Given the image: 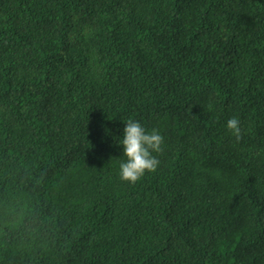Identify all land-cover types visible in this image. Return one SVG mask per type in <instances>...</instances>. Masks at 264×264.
I'll return each mask as SVG.
<instances>
[{"label": "trees", "instance_id": "1", "mask_svg": "<svg viewBox=\"0 0 264 264\" xmlns=\"http://www.w3.org/2000/svg\"><path fill=\"white\" fill-rule=\"evenodd\" d=\"M0 264H264V0H0Z\"/></svg>", "mask_w": 264, "mask_h": 264}, {"label": "clouds", "instance_id": "2", "mask_svg": "<svg viewBox=\"0 0 264 264\" xmlns=\"http://www.w3.org/2000/svg\"><path fill=\"white\" fill-rule=\"evenodd\" d=\"M227 128L237 142L242 139L238 118L230 119L227 122ZM119 144L124 149V158L121 159L118 173L122 182L135 185L146 173H154L159 167L160 160L153 153L163 151L164 137L158 131L147 132L140 122L128 120L124 129V137Z\"/></svg>", "mask_w": 264, "mask_h": 264}]
</instances>
